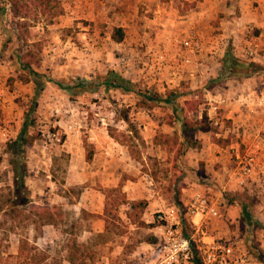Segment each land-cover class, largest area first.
<instances>
[{
	"label": "rangeland",
	"instance_id": "1",
	"mask_svg": "<svg viewBox=\"0 0 264 264\" xmlns=\"http://www.w3.org/2000/svg\"><path fill=\"white\" fill-rule=\"evenodd\" d=\"M73 1L60 0L59 16L73 7ZM176 4L181 9L191 6L186 1ZM121 6L108 1L103 5L104 13L95 14L93 21L83 15L68 19L67 24L73 27H57L62 24L59 16L51 24L40 21L30 25L22 38L21 31L15 30V20L6 2L0 0V264H17L14 255L18 239L23 236L46 255L43 264H68L67 250L73 242L83 246L86 264H153L154 258L145 245L151 244L145 241L152 236L150 228L127 224L124 204L113 210L117 219L104 230L100 215L105 196L108 202L120 198L130 201L132 196L144 193L149 202L160 206L151 205L144 210L141 220L147 225L155 220L157 210L177 207V200H186L189 195L182 189L193 191L195 182L200 191L221 201L222 213L233 208L230 225L222 238L238 240L252 257V264H264V174L247 180L240 189L221 171L216 178H210L214 181L202 180L201 163H195V155H176L179 116L199 120V115L205 114L207 98L203 87L218 94L214 88L220 87L221 80L213 83L206 79L195 86L181 81L178 87L166 90L164 93L171 92L174 104L189 102L183 113L144 101L135 93L142 91L139 84L123 78L116 62L123 54L129 61L127 72L143 77L145 71L139 72L143 60L131 64V56L135 51L142 54L145 47L133 45L124 35L120 45L113 44L110 33L114 27L107 28L118 23L112 13H118ZM132 11L143 17L152 15L137 7ZM142 20L141 17L137 26ZM83 25H94L95 31L78 37L76 28ZM172 26L176 27L173 23ZM159 29L156 40L165 26L160 25ZM153 36L148 35L150 39ZM26 48L39 58L38 66L33 67L37 72L68 86L78 79L89 84L69 90L45 84L34 96L32 83L23 84L16 79L17 56ZM250 71L263 72L259 66ZM106 79L121 84L125 90L119 85H106ZM100 117L106 118V127L99 124ZM211 130L220 128L210 127ZM211 134L204 136L215 143L216 137ZM68 137L78 141L72 140L71 145L62 147ZM216 143L222 146V142ZM241 146L238 143L239 151ZM88 153L90 161L85 159ZM15 164L26 167L24 186L18 190L13 188L12 181ZM71 164L79 171L73 179L68 176ZM101 165L107 168L104 173ZM25 200L28 202L20 205ZM241 200L249 204L253 227H246L239 218ZM191 232L187 226L185 234ZM256 250L262 255L257 257Z\"/></svg>",
	"mask_w": 264,
	"mask_h": 264
},
{
	"label": "crops",
	"instance_id": "2",
	"mask_svg": "<svg viewBox=\"0 0 264 264\" xmlns=\"http://www.w3.org/2000/svg\"><path fill=\"white\" fill-rule=\"evenodd\" d=\"M96 1H73V7L67 11L68 13L59 16V22H62V24H58L57 27L72 26V24H67L66 21L68 19L75 20L80 15L93 21L95 14L104 13L103 5L106 2L114 1L119 6L122 5L121 8L117 9L118 13H112L114 20L118 23L107 28H121L124 37L133 45L158 48V40L154 37L156 32H161L160 25L169 29L173 23L176 27L179 26L181 29L191 28L197 33L202 44V53L199 58L200 66L194 70V76L187 77L185 82L194 83L195 86L200 85L206 79L211 80L213 83L221 80L220 87L215 86L214 88V91L218 90V94L204 87L202 91L207 96L222 97L225 100L219 111L220 122L218 126L214 127L207 122L209 127L220 128V130L198 132L199 136H197L198 134L194 135L198 148L185 151V155L191 156L189 158L196 156L195 161L197 162L195 163H201L199 174L202 180L208 178L209 182L214 181L211 179L216 178L219 171L226 174L227 178L231 180L227 173L233 168L234 157L249 149L257 154L261 162H264V0ZM185 1L191 3V6L189 5L187 9H181V6L178 7L176 4ZM93 6H96V9L93 10ZM134 7L144 13L151 12L152 15L147 17L137 15L132 11ZM73 9L77 10L73 11ZM128 9L131 12L127 11ZM141 17L144 22L137 26L138 21H141ZM95 28L94 25L77 27L79 33H76V35L78 37L88 36L90 32L95 31ZM150 33L154 35L152 39L148 37ZM246 50H251L249 57L244 56ZM227 58L255 64L263 72L240 74L232 69L233 71L228 72L226 70L221 75L220 70L223 60ZM204 134L213 135L216 137V142H222V146H219L216 142L208 141ZM72 140L75 143L78 141L77 138L68 137L64 140L62 147L71 145ZM238 143L242 145L240 151L237 148ZM105 153L107 154V152ZM217 163L220 164L218 168L214 167ZM101 168L103 169L102 173L107 171V168L103 165H101ZM78 172L76 166L72 164L69 166L68 176L71 177L70 179L76 178ZM141 185L143 186V184ZM192 187H194L193 191L182 189V191L188 193L187 199L193 192H202L198 182L192 183ZM141 199L147 201L145 210L149 209L151 205L155 208L160 207L153 201L149 202L144 193H140L139 196H132L130 201ZM187 199L181 198L179 200L180 205L184 204ZM215 199L218 198L215 197ZM232 209L228 208L226 212L222 213L220 219H209L200 223L204 235L203 240L218 239L225 235L231 222ZM196 219L197 217L191 218V221L196 223ZM151 221L153 222V219ZM149 231L151 232V228ZM145 245L149 246L150 244Z\"/></svg>",
	"mask_w": 264,
	"mask_h": 264
},
{
	"label": "built area",
	"instance_id": "3",
	"mask_svg": "<svg viewBox=\"0 0 264 264\" xmlns=\"http://www.w3.org/2000/svg\"><path fill=\"white\" fill-rule=\"evenodd\" d=\"M157 45L158 48L145 47L142 54L135 51L133 58L131 56V64H135V60H143L139 72L145 71V74L141 78L139 74L127 72L129 61L127 63L123 54L117 58L116 64L122 71V77L138 83L142 91L163 94L178 87L181 81H187V77L194 76V70L200 66L202 44L193 29L170 27L163 30ZM250 55L251 50L244 52L245 57ZM224 103L222 97L205 98L206 121L214 127L220 122L219 111ZM98 122L103 127L107 126L105 117L98 118ZM55 140L59 141L58 138ZM263 173L264 162L249 149L234 157L233 168L227 174L237 188L243 189L247 180ZM221 205L218 199L205 192H193L180 208L170 205L157 211L151 228L154 242L148 246L150 257L154 258L153 264H195L193 245L200 264H252V257L236 239L203 240L200 223L220 219ZM194 217H197L196 223L191 221ZM187 226L192 230L188 236L185 234Z\"/></svg>",
	"mask_w": 264,
	"mask_h": 264
},
{
	"label": "trees",
	"instance_id": "4",
	"mask_svg": "<svg viewBox=\"0 0 264 264\" xmlns=\"http://www.w3.org/2000/svg\"><path fill=\"white\" fill-rule=\"evenodd\" d=\"M8 6L10 16L13 20H15V30L18 31L19 34L24 33L26 29L35 23L40 21H44L48 24H51L53 19L59 16L62 12V8L60 5V0H4ZM22 38H25L22 36ZM110 39L118 43L123 39V31L119 27H114L110 33ZM25 42V41H24ZM33 45V44H32ZM228 63V65H226ZM17 68L18 75L16 77L17 81L20 83H32L33 84V94L34 96L39 93L42 87L45 84H52L56 86L60 90H69L76 87L86 86L89 83L85 82L83 79H78L77 82L73 86H68L62 84L60 81L53 80L51 77L47 76L44 73L37 72L33 67L38 66L39 58L32 49L26 48L19 56H17ZM233 67V68H232ZM252 68H258L257 65L252 63L239 62L234 59H225L222 63V69L220 70L221 75H223L226 70L229 72L230 70L240 73V74H254V72L250 71ZM111 75V72L109 73ZM108 78V76H107ZM106 85L117 86L122 90H125L124 86L121 84H113L111 81L105 80ZM98 84H91V87L97 88ZM136 95L141 97L144 101L149 102V104L166 105L169 106L174 113L180 112L183 113L185 110V106L189 105V102L184 101L182 105L174 104L170 99V91L157 94L155 92H144L136 90ZM197 104L194 105V107ZM179 136L177 138V154H183L185 151L189 149H196L198 145L194 139L195 132H207L210 130L209 125L206 122L205 114L202 113L199 120H194L186 115L179 116ZM86 161H90L91 153H88L85 157ZM26 167L23 165L22 167H18L15 164L12 169V181L13 188L19 189L23 187V180L26 174ZM28 201H24L20 205H25ZM13 205V202H11ZM120 204H124L126 209L124 211V216L127 224L133 225L135 227H148L152 228L155 224V220H153L150 224H144L141 220V215L144 212L147 201L146 200H133V201H125L124 198H120V200L115 201L114 199L110 202L107 201L106 196L104 198V202L102 205V211L100 215V219H102L104 224V230L107 229V225L113 224L112 221L117 219V215L114 214L113 210H116ZM178 208L181 207L180 203L176 202ZM249 204L241 200L239 202V218L242 223L245 224L246 227H253L254 222L251 218L250 210L248 209ZM122 232H120L121 234ZM148 241L147 243H153L154 238L152 236L145 239ZM83 246L80 244L71 243L67 250L66 261L69 264H86L83 259V252L81 251ZM258 253V250H256ZM262 253H258L259 257ZM17 264H43L46 260V255L42 252H38L34 245L28 243L26 237H20L18 239V244L16 248V254L14 255ZM193 261L195 264H200V260L193 245Z\"/></svg>",
	"mask_w": 264,
	"mask_h": 264
}]
</instances>
